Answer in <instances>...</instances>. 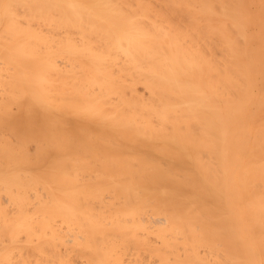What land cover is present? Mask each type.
Listing matches in <instances>:
<instances>
[{
	"label": "bare ground",
	"instance_id": "obj_1",
	"mask_svg": "<svg viewBox=\"0 0 264 264\" xmlns=\"http://www.w3.org/2000/svg\"><path fill=\"white\" fill-rule=\"evenodd\" d=\"M0 264H264V0H0Z\"/></svg>",
	"mask_w": 264,
	"mask_h": 264
},
{
	"label": "rangeland",
	"instance_id": "obj_2",
	"mask_svg": "<svg viewBox=\"0 0 264 264\" xmlns=\"http://www.w3.org/2000/svg\"><path fill=\"white\" fill-rule=\"evenodd\" d=\"M153 1H155V0H153ZM158 1H159V0H158ZM161 2H162V1H161ZM156 3H157V2H156ZM158 3H159V2H158ZM158 3H157V4H158ZM159 4H161V3H159ZM154 5H156V4H154Z\"/></svg>",
	"mask_w": 264,
	"mask_h": 264
}]
</instances>
